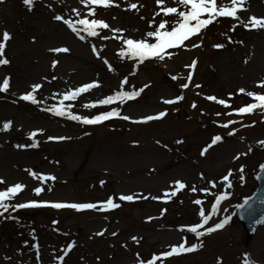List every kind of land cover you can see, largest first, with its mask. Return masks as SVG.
Segmentation results:
<instances>
[{"label":"rangeland","instance_id":"obj_1","mask_svg":"<svg viewBox=\"0 0 264 264\" xmlns=\"http://www.w3.org/2000/svg\"><path fill=\"white\" fill-rule=\"evenodd\" d=\"M115 3L119 7L91 6L96 8V15L88 19L103 20L111 29L123 30L125 39H147L155 43L154 39L147 37V32L154 31L161 20L156 17V24L149 27L154 12L158 10L156 0H115ZM130 3L142 7L127 10ZM217 3L230 4V0H217ZM35 4L41 6L42 13L48 14L45 21L49 25L33 16L24 17L22 0L0 3V39L4 31L13 34L6 43L2 58L21 57L20 65L15 63L18 67L11 73L14 89L0 93V127L6 121L12 122L10 131H0V178L6 181L0 185V190L16 183L26 185V190L11 201L15 204L29 201L99 204L111 196L121 206L107 211L68 209L61 212L48 206L25 209L27 211L21 213L9 209L0 216V264H38L35 250L29 247L32 244L39 245L42 264H61L55 257L62 255L68 243L75 246L63 264H70L69 260L74 264H147L153 255L179 245L182 238L187 239L186 247L193 244L202 247L191 253L162 259L157 264H243L246 255L252 264H264V223L251 241L245 243L243 229L232 216L237 206L250 196L255 187L256 172L264 163V145L259 143L264 141V109L246 116L234 115L235 108L242 107L247 101L253 102L250 97L240 94L239 89L264 93L256 86L264 79L263 70L248 75L249 69L244 65L247 59L249 63L264 58V52L255 42L256 37L247 33L249 30H245L239 21L217 18L222 25L214 31V34L219 33L214 35L213 41L209 39L211 31L203 29L201 35L193 36L191 47L183 53L170 59L166 56L163 61L147 59L139 62L118 55L126 50L125 45L121 39H113L117 34L109 29H97L100 32L97 37H87L81 32L85 36L82 41L72 32L68 33L62 27L63 23L53 19L54 14L73 20L84 18L88 9L81 0H35ZM167 4L177 6L172 0H167ZM258 6L259 0H247V10L238 12V15L245 22L247 16L264 17V10ZM72 9H77L80 17ZM28 23L35 26L36 32L27 28ZM53 24L70 37H64ZM233 24L237 25L235 31H229ZM25 29L28 34L21 38ZM225 34L236 43H229ZM102 36L109 38L102 39ZM218 43L224 44V48H214ZM194 44L201 47H193ZM93 46L98 50L99 58L93 52ZM57 47H67L70 52L57 55L49 51ZM243 48H246L244 53ZM54 59L59 60L55 69L51 67ZM193 60L197 61L194 69L188 67ZM233 63L238 68L229 72V78L227 66ZM22 68L26 69L25 76L20 74ZM258 68L261 69L260 64ZM189 73L192 74L190 82ZM4 74L6 69L0 66V80ZM17 76L20 78L16 80ZM172 76L178 79L174 81ZM240 77L243 81L249 80L250 84H240ZM125 78L128 83L122 87ZM92 82L100 86L81 94L75 101H65L66 105H72L68 110L90 118L118 108L120 114L130 120L116 118V122L95 129L66 117L51 125L45 121L36 122L39 120L36 111L58 105L65 92ZM35 83L45 86L46 96L37 97L43 103L20 102L19 96ZM185 83L189 84L186 89L181 87ZM145 85L148 87L144 88ZM141 88L144 90L138 97L122 106L117 102L105 107H84L119 90L131 92ZM181 96V103L168 105L162 102ZM208 96L223 99L231 107L225 108L205 99ZM162 111L167 115L160 120L131 122ZM229 112L233 114L229 115ZM229 121L235 123L228 128L220 127ZM33 131L39 134L29 139ZM230 131L235 135L230 136ZM216 135L222 140L201 156V151ZM49 137L67 139L49 140ZM177 140L183 143L177 144ZM34 141L37 147H16L17 144L31 145ZM129 144L144 149H132L128 154L117 152L118 147L128 148ZM217 150L223 157L215 154ZM26 169L56 179L41 183ZM225 175H229L227 182L223 180ZM177 180L187 187L178 190L165 203L163 193L170 192L169 186ZM209 182L216 187H211ZM194 185L197 188L195 193L191 191ZM36 187L43 188V197L29 199ZM203 189H207V194ZM120 194L149 198L127 202L118 200ZM220 195L227 198L226 201L220 207L217 205L208 225L200 231L227 219L228 223L222 229L200 238L180 230L199 223L201 209L206 214L211 213L212 204ZM196 199L202 204H194ZM98 232H104V235H95ZM114 232L115 236L112 235ZM132 237H137L138 241H133Z\"/></svg>","mask_w":264,"mask_h":264},{"label":"snow or ice","instance_id":"obj_2","mask_svg":"<svg viewBox=\"0 0 264 264\" xmlns=\"http://www.w3.org/2000/svg\"><path fill=\"white\" fill-rule=\"evenodd\" d=\"M4 0H0V3H3ZM23 4L26 6L28 11H32L35 6V0H22ZM173 4L177 6H168L167 0H156V8L157 11L154 12V16L152 20L149 23V27L151 28L152 25L156 24V17H161V20L159 24L155 27L154 31L147 32V37L152 38L155 40V43L148 42L147 39L144 40H134V39H125L123 37V30L121 29H111L110 26L104 22L103 20L99 19H88V17H94L96 15V8L91 6H98L102 8H109L110 6L119 7L118 4L115 3V0H81L82 5L88 9L86 15L84 18L80 19H66L63 15L54 14L53 19L57 22L63 23L76 37H78L80 40H84L85 36L81 35V32L86 33L87 37H97L100 36V32L97 31V29H109L110 31L116 33L117 35L113 36V39H121L123 44L125 45L126 50H122L118 55L123 59L125 56H128L133 59H137L139 62H143L147 59H156L163 61L165 57L167 56L169 59L172 56V53L168 52V49H174L177 47L185 46L184 42L192 38L193 36L201 35L202 30L208 28L209 25L213 24L214 22H218L217 18L219 17H225V18H231L232 20L239 21L241 24H243V27L245 30H262L264 29V17H256V16H249L247 18V22L243 21L241 17L238 15V12L246 11L247 8L245 7L247 0H230V4H218L217 0H172ZM138 7H142V5H138L137 3H130L127 10H138ZM183 9V10H181ZM72 11L76 14L77 17H80V12L77 9H72ZM164 17H168L169 19H164ZM206 17V18H202ZM141 19H144V17H141ZM194 22V23H193ZM77 25H80L81 27H77ZM237 25L233 24L232 28L229 29V31H235ZM227 36V34H225ZM102 39H108L109 37L102 36L100 37ZM12 39V36L9 32L4 31L2 33V39H0V66L8 65L10 61L7 58H2L5 56V48L6 43ZM229 43H236L231 36H227ZM33 42L35 40L33 39ZM242 43V42H241ZM193 47H201L200 44H194ZM214 48L216 49H222L224 48V44H215ZM50 52L55 54H61V53H68L70 52V49L67 47H57V48H51L49 49ZM93 52L97 54L99 58V52L93 46ZM59 63L58 59H54L52 61L51 67L55 69ZM105 63L107 61L105 60ZM245 63H248L247 60H245ZM197 64V61L193 60L192 64L188 67L195 68ZM111 71L112 69L109 68ZM172 80H177V76H172ZM53 79H56L55 76H53ZM192 79V74L189 73L188 80L189 82ZM128 83V80L125 78L121 82V86L126 85ZM10 78L5 77L0 83V93H6L10 89ZM100 85L96 82L84 84L74 90H68L63 94L62 99H60L58 105H53L49 108H41V111H47L50 112L55 117H66L72 121L78 122L82 125H97L101 124L105 121H108L112 118H118L123 119L125 121L130 120V117L123 116L120 114V111L118 108H113L109 111H103L99 114H95L93 116L84 117L80 115L73 114L70 110L72 105L65 104V101H75L81 94L86 93L90 91L93 88L99 87ZM189 84L185 83L181 85L182 88H188ZM258 88L264 90V81L259 82L256 85ZM43 85L41 83H35L31 85V90L26 92L23 95L19 96L20 101H24L27 103H30L32 105H38L43 103V101L38 100L35 93H37ZM148 85H145L144 88H147ZM196 87H200V85H196ZM144 89L141 88L138 91H124L119 90L113 95H109L105 97L104 99H101L99 101L86 104L84 105L85 108H96L97 106L105 107L110 106L114 103H119L120 106H122L125 102L135 99L140 95V93ZM239 93L246 95L247 97H250L254 103H249L243 107H240L239 109L235 110V114L241 115V114H252L254 110L256 109H264V93H254L251 91H246L245 89H239ZM183 97H177L176 99H165L162 102L164 104H174L177 103L178 100H182ZM205 99L214 101L218 105H223L225 108H230L231 105L228 104L223 99H218L214 96H208L205 97ZM231 99V96L229 97ZM196 105L193 104V108H195ZM229 115H232V112L228 113ZM167 115V112L162 111L159 112L156 115H149L147 117H144L141 120L131 121L132 123H147L154 120H160L164 118ZM217 115H220V113H217ZM235 123V121H229L228 123L220 125V127L228 128L230 124ZM12 122L6 121L3 123L2 127H0V131L7 132L11 129ZM39 133L37 131H33L29 134V139H33L36 137ZM230 136L235 135L234 132L228 133ZM67 139L66 137H49V140H64ZM222 140V137L220 135H216L212 138L211 143L205 147L200 155L204 156L208 150L215 145L217 142H220ZM159 143V141L157 142ZM177 144L183 143L181 140L176 141ZM261 145H264V141H259ZM37 147V143L34 141L31 145H24V144H17L16 147L23 149L25 147ZM264 167V166H262ZM25 171H28L29 174L41 183L46 181H54L56 178L51 175H38L37 173L26 169ZM231 175V173H229ZM229 175H225L223 177V180L225 182L228 181ZM201 179H203V176H201ZM103 181H101V186H103ZM211 187L215 188L216 185L214 183H211ZM6 184V181L0 178V185ZM26 185H23L22 183H16L14 185L8 186L5 190H0V216H3L5 213L9 211V209H12L13 211H17L19 209H29V208H36L41 206H48L53 209H74L76 211H83V210H98V211H107L111 209L119 208L121 205L114 202L113 197H108L106 201H102L99 204L96 203H48L44 202V204L35 202V201H29L24 203H11V201L14 200V198L21 193L25 189ZM170 189H172L170 192L166 191L163 193L164 202L167 203L171 197H174L176 195V192L181 189H185L187 185L183 183L182 181H175L172 185L169 186ZM43 191V188L36 187L34 189V194L39 196L41 192ZM191 191L193 193L197 192V188L194 185L191 188ZM202 191L207 194V189H203ZM148 199L149 197L146 196H140L137 197L135 194H120L118 197V200L120 201H127V202H133L135 199ZM225 197L223 195L217 196L215 198V203L212 204V210L211 213L205 212V210L201 209L199 211V217L200 222L192 225V226H185L182 227L181 231H187L189 233H194L197 238L203 237L206 234H211L217 230L222 229L227 223V219L222 220L218 223H216L213 226H209L206 228L205 231H200V229H204L205 225H208L209 220L211 218V215L214 214L217 210V205L220 203L221 200H223ZM152 199H161L160 197H152ZM9 201L6 203L5 201ZM194 204L200 205L202 204V201L200 199H196L193 201ZM152 218H149V220ZM53 223H57L54 221ZM95 235L102 236L104 235V232H98ZM113 236L116 235V233H112ZM133 241H138L137 237H132ZM187 239L182 238V242L179 245L171 246V250L164 252L160 255H153L151 259L147 261V264H157V261H160L162 259H167L173 255H178L180 253H191L197 250L198 247H202V245H196L193 244L191 246L186 247ZM74 243H68L65 246V249L62 250V255H59L55 257V259L59 260L61 264H63L64 258L69 254V252L74 248ZM32 249L36 252V259L38 261V264H42L40 261V251H39V245L38 244H32L29 245ZM139 259V254H137ZM10 259V258H8ZM243 264H252L250 258L246 255L243 261Z\"/></svg>","mask_w":264,"mask_h":264},{"label":"bare ground","instance_id":"obj_3","mask_svg":"<svg viewBox=\"0 0 264 264\" xmlns=\"http://www.w3.org/2000/svg\"><path fill=\"white\" fill-rule=\"evenodd\" d=\"M261 6H263V8L261 7ZM259 8H261L262 10H264V0H259V6H258ZM35 8L36 9H38V10H35ZM23 10H24V12H23V15H24V17L26 16V17H30V16H33L34 17V19L36 20V19H41V20H43V22H44V25H49L48 23L46 24V15H48V14H45V13H42L40 10H42V11H44L43 9H41V6L40 5H36L35 4V6H34V9L32 10V11H28L27 10V8H26V6L23 8ZM263 16H264V14H263ZM247 18H248V16L246 17V22H247ZM53 26L54 27H58V25H56V24H53ZM62 27L68 32V33H70L71 34V31L64 25V24H62ZM27 28H29V30H32L33 32H36V28H35V26L34 25H32L31 23L29 24L28 23V27ZM59 28V30H61V32L60 33H62V35L64 36V37H66V38H69L70 36H68V35H66L64 32H63V30L60 28V27H58ZM57 28V29H58ZM21 32V31H20ZM10 34H11V36L13 37V34L11 33V32H9ZM249 33L251 34V36H254V37H256L255 38V42L257 43V45L259 46V48H260V50H261V52H264V29H262V30H255V29H253V30H250L249 31ZM28 34V32H27V30L25 29V30H23L22 32H21V38H24V37H26V35ZM69 34V35H70ZM6 49H7V47H6ZM244 51H246V48H243V50H242V53H244ZM9 61H10V63L8 64V65H4L3 66V68L4 69H6V74H4L3 76H4V78L5 77H9L10 78V89H14L13 87H12V85H13V76H12V70L13 69H16L17 67H18V65H20V63H21V57H16V59H15V57H11V58H7ZM15 59V62L13 61ZM249 59H247V61H248ZM15 63L16 64H18V65H15ZM258 64H260L261 65V69H259L258 68ZM244 65H245V68H248L249 69V73H248V75H250V74H252V75H255L256 73H257V71H259V70H263L262 71V73H264V58L262 59V57H260L259 59H257V60H255V61H250L249 63H245L244 62ZM35 68V67H34ZM227 70L226 71H228V74H227V77H229V78H231L230 76V74H229V72H231V71H233L234 69H237L238 68V66H237V64H232L231 66H227ZM20 74H21V76H25V74H26V69L25 68H22L21 70H20ZM262 76H264V75H262ZM3 78V79H4ZM18 78H20L19 76H17V78H16V80L18 79ZM3 79H1L0 80V82H2L3 81ZM240 79H241V77H240ZM227 80H229V79H227ZM249 80H245V81H243V79H241V82H240V84H250V82H248ZM262 81H264V79L262 80ZM30 85V84H29ZM43 85V84H42ZM254 85H256V84H254ZM28 86V85H27ZM31 90V87H28V88H26V91H24V93H26V92H28V91H30ZM87 94H89V93H87ZM35 95L37 96V97H39V96H41V97H45L46 96V89H45V86L43 85V87L37 92V93H35ZM21 102V101H20ZM23 103V102H22ZM21 103V104H22ZM17 105L19 104V101L16 103ZM25 104V103H24ZM23 104V105H24ZM26 105V104H25ZM1 113H2V111H0ZM36 114H39V120H36V122H38L39 123V121H45V123L47 124V125H51L52 123H56L57 121H61V117H55V116H53L52 114H49V113H45V112H43V111H36ZM11 130V129H10ZM9 130V131H10ZM39 130H41V129H39ZM8 132V131H7ZM234 146V145H233ZM132 149H137L138 151L139 150H141V149H144V147H142V146H140V145H136V144H129V147L127 148V147H118V150H117V152H119V153H121V154H128ZM225 148H222L221 150H224ZM103 151L101 150V153H102ZM100 153V154H101ZM218 157H221L222 156V153H221V151L219 150H217L216 151V153H215ZM223 157V156H222ZM24 190H26V188L24 189ZM43 191L41 192V194L39 195V196H37V195H35L34 193L33 194H30V198L29 199H33V198H38V199H40V198H42L43 196ZM69 262H70V264H74V261L73 260H69Z\"/></svg>","mask_w":264,"mask_h":264},{"label":"water","instance_id":"obj_4","mask_svg":"<svg viewBox=\"0 0 264 264\" xmlns=\"http://www.w3.org/2000/svg\"><path fill=\"white\" fill-rule=\"evenodd\" d=\"M257 189L236 212L237 222L245 230V239L250 240L256 226L264 220V167L257 178Z\"/></svg>","mask_w":264,"mask_h":264}]
</instances>
